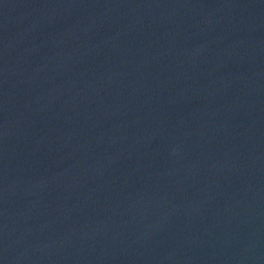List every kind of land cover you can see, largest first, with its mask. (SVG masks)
<instances>
[{"label": "water", "instance_id": "water-1", "mask_svg": "<svg viewBox=\"0 0 264 264\" xmlns=\"http://www.w3.org/2000/svg\"><path fill=\"white\" fill-rule=\"evenodd\" d=\"M0 264H264V0H0Z\"/></svg>", "mask_w": 264, "mask_h": 264}]
</instances>
